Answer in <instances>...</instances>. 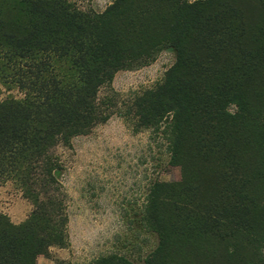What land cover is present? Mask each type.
I'll list each match as a JSON object with an SVG mask.
<instances>
[{
  "label": "trees",
  "instance_id": "trees-1",
  "mask_svg": "<svg viewBox=\"0 0 264 264\" xmlns=\"http://www.w3.org/2000/svg\"><path fill=\"white\" fill-rule=\"evenodd\" d=\"M175 64L138 93L140 130L167 142L180 179L157 181L141 226L158 245L143 264H264V0H115L104 12L70 0H0V185L32 211L0 215V264H38L70 246L55 150L111 114L115 77ZM90 264H134L112 252Z\"/></svg>",
  "mask_w": 264,
  "mask_h": 264
},
{
  "label": "rangeland",
  "instance_id": "rangeland-1",
  "mask_svg": "<svg viewBox=\"0 0 264 264\" xmlns=\"http://www.w3.org/2000/svg\"><path fill=\"white\" fill-rule=\"evenodd\" d=\"M70 1L84 10L104 12L115 0ZM175 61L176 53L167 49L149 66L118 73L112 89L102 92L111 99L110 120L74 139L71 147L55 150L63 166L58 178L67 195L70 246L53 248L38 264H90L112 252L143 264L156 249V236L141 226L143 208L154 184L178 181L180 171L169 166L163 137L137 127L131 106L135 96L159 83ZM8 97L22 95L8 91L0 81V102ZM31 211L14 185H0V215L19 225Z\"/></svg>",
  "mask_w": 264,
  "mask_h": 264
},
{
  "label": "crops",
  "instance_id": "crops-1",
  "mask_svg": "<svg viewBox=\"0 0 264 264\" xmlns=\"http://www.w3.org/2000/svg\"><path fill=\"white\" fill-rule=\"evenodd\" d=\"M41 262V260L39 261V263Z\"/></svg>",
  "mask_w": 264,
  "mask_h": 264
}]
</instances>
